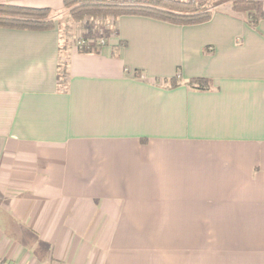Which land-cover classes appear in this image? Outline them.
Returning a JSON list of instances; mask_svg holds the SVG:
<instances>
[{
	"label": "crops",
	"instance_id": "0c3cea01",
	"mask_svg": "<svg viewBox=\"0 0 264 264\" xmlns=\"http://www.w3.org/2000/svg\"><path fill=\"white\" fill-rule=\"evenodd\" d=\"M114 29L97 54L0 29V260L264 264V20Z\"/></svg>",
	"mask_w": 264,
	"mask_h": 264
},
{
	"label": "trees",
	"instance_id": "16d2710c",
	"mask_svg": "<svg viewBox=\"0 0 264 264\" xmlns=\"http://www.w3.org/2000/svg\"><path fill=\"white\" fill-rule=\"evenodd\" d=\"M223 4H229L233 12L244 15L250 27L255 28L264 20V0H219L214 4L207 0H64L63 8L75 22H88L87 27L110 18L113 34L115 23L121 17L148 18L176 26L202 25L211 19L214 9ZM55 28L58 27L50 9L0 3V29L44 32ZM110 35L108 32L103 36L89 33L90 40L85 38L78 42L77 50L80 54H97L106 46ZM123 45L112 48V53L115 55ZM179 84L172 79L168 87L176 88ZM185 84L198 91L209 88V81L205 79H191Z\"/></svg>",
	"mask_w": 264,
	"mask_h": 264
},
{
	"label": "rangeland",
	"instance_id": "374dc122",
	"mask_svg": "<svg viewBox=\"0 0 264 264\" xmlns=\"http://www.w3.org/2000/svg\"><path fill=\"white\" fill-rule=\"evenodd\" d=\"M210 4H214L219 0H207ZM229 5V4H223ZM222 5V6H223ZM58 10V9H57ZM54 22L57 24L59 29L62 47H69L71 45L78 44V42L88 39L89 33H94L97 36H103L105 33H112V26L110 25L111 19L107 18L106 22H97L94 26L87 27L88 22L80 23L72 20L67 11L62 7L59 11L51 9ZM111 32V33H110Z\"/></svg>",
	"mask_w": 264,
	"mask_h": 264
},
{
	"label": "built area",
	"instance_id": "2783aa9c",
	"mask_svg": "<svg viewBox=\"0 0 264 264\" xmlns=\"http://www.w3.org/2000/svg\"><path fill=\"white\" fill-rule=\"evenodd\" d=\"M79 44H81V43H79ZM0 264H7V263H5V262H3L2 260H0Z\"/></svg>",
	"mask_w": 264,
	"mask_h": 264
}]
</instances>
